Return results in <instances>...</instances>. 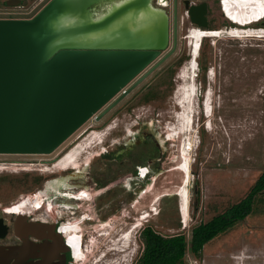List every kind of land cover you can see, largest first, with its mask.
<instances>
[{"label": "rangeland", "instance_id": "1", "mask_svg": "<svg viewBox=\"0 0 264 264\" xmlns=\"http://www.w3.org/2000/svg\"><path fill=\"white\" fill-rule=\"evenodd\" d=\"M35 2L30 0V6ZM33 12L32 8L23 6L3 8L0 3V18L30 17ZM185 26L179 32L178 49L167 60L183 61L178 65L176 79H172L175 84L172 91H167L166 95L137 111L141 116L158 111L154 108H159V112L167 117L164 127L166 132L163 134L169 156L166 168L156 177V183L142 193L141 202L135 205L133 199L130 205L111 206L108 208L109 213L104 214L105 210L97 212L96 207L86 203L83 210L92 213L95 220L80 224L82 231L78 233L82 235L84 244L80 252L85 253V258L84 261L75 260L71 264H136L144 249L140 234L146 227L165 236L183 233L190 241L195 226L241 201L264 172V39L245 37L241 29L231 32L203 29L200 32L203 43L198 60L195 61V70L198 73L197 82L203 86V92L210 86L211 115L207 120L202 108V112L196 114L194 119L195 147L191 154V179L188 185L189 220L184 222L180 196L176 194L177 189L183 190L185 186V181L182 184L183 173L179 168L181 139H178V133L172 137L173 132L168 127L175 126L179 121L176 117L180 113L176 104V90L183 82L179 73L194 61L191 58L192 47L187 38L190 34L188 32L202 28L191 26L187 32ZM190 60L192 61L189 63ZM161 71L155 70L137 88L146 87L155 77H159ZM209 71H212L211 75ZM155 74L157 75L153 77ZM133 93L126 96L116 108L120 105L127 108L138 102L140 105L147 104L139 101L137 94L130 98ZM126 110H113L111 113H115L114 122L103 130L96 129L95 126L99 124L95 118H90L51 153H0V164L7 168L0 172V207L26 202L34 206L35 218L51 219L53 216L47 205L50 194L48 185L51 178H56L59 174H51L57 168L53 165L54 158L72 150L92 133H95L92 136H96V133L104 134L102 139L107 140V132L117 122L121 129L123 126L131 128L133 122ZM91 124L94 127L82 134ZM119 133L121 132L115 131L113 135ZM81 134L83 138H80ZM95 149L92 147L90 153L81 156L80 160L89 161L95 155ZM103 162L95 160L94 167L97 171L103 170ZM41 167H50L51 170L44 172L39 169ZM157 196L161 197L158 201ZM35 199L42 202L35 205ZM144 201H150L152 210L148 206L143 208ZM144 210L150 216L142 221L140 216ZM133 215L137 218H133ZM134 224H139V227L133 231L131 245L129 243L127 248H119H124V251L119 250L118 242ZM122 244L121 242L119 246ZM184 264H264V192L257 196L250 215L210 240L200 256H195L188 250Z\"/></svg>", "mask_w": 264, "mask_h": 264}, {"label": "water", "instance_id": "2", "mask_svg": "<svg viewBox=\"0 0 264 264\" xmlns=\"http://www.w3.org/2000/svg\"><path fill=\"white\" fill-rule=\"evenodd\" d=\"M97 1L53 0L32 18H0V153L55 151L168 48V17L153 8L144 28L120 27L108 33L98 30L113 21L116 13L141 7L139 0L99 21L71 22ZM153 14H159L158 18ZM81 38L95 41L80 43ZM15 231L19 237L33 235L43 240L44 251L53 253L51 262L61 250L68 254L63 264L73 260L69 245L53 235L49 236L54 240L51 244L44 240V233H34L24 223H16ZM0 264L5 263L0 259Z\"/></svg>", "mask_w": 264, "mask_h": 264}, {"label": "flooded vegetation", "instance_id": "3", "mask_svg": "<svg viewBox=\"0 0 264 264\" xmlns=\"http://www.w3.org/2000/svg\"><path fill=\"white\" fill-rule=\"evenodd\" d=\"M52 1L31 0L32 3L35 2L31 6L30 0H0V3L3 8L13 6L32 8L34 12L30 17H3L28 19L34 17ZM132 1L99 0L95 4L87 6L82 16L80 14L73 16L71 22L99 21L109 15L111 11L116 13ZM138 2H140L141 7L148 6L157 12L164 13L168 17V50L163 51L155 62L148 66L135 80L92 117L99 124L95 128L103 130L114 122V112L124 108L129 111L130 121L133 122L131 128L123 126L121 129L120 123L117 122L107 132L109 134L108 139L103 140L97 147L95 146V155L92 159L89 161L82 160L78 167L73 166L67 169L51 171V174L59 173L57 174L58 177L51 178L48 185L50 194L47 205L48 211L53 216L51 219L46 217L43 219L35 218L34 206L26 202L0 207V219L3 220V223H0V246H3L1 250L3 254H1L0 259L5 264H63L68 256L66 252L61 250L58 254L55 253L56 258L51 262L50 255L53 253L47 252V254L41 246V243L45 242L33 235L28 238L25 236L19 237L15 231L16 223H24L34 233H44L48 237V239L45 237L44 240H48L51 244L54 240L49 236L53 235L60 243L69 245L72 253H75L74 259L68 263L71 264L77 259L82 246H84L82 235L78 233V231H82L80 224L95 220L92 213L83 210L86 203L96 207L97 212L105 210L104 214H108V208L111 206L130 205L133 199H135L133 205L141 202L142 193L148 190L150 185L153 186L156 183V177L163 173L169 159L166 141L163 139V134L166 132L164 127H166L168 119L159 112V108H154L158 111L141 116L137 111L142 107L145 108V105H150L151 102L162 97V95H166L167 91H172V87L175 85L172 83V79H176L178 65L183 61L181 59L177 62L167 61L171 55L164 57L174 46L176 47L175 50L178 49L180 45V30L184 29V25H186L185 31L187 32L191 26L209 30L217 29L223 32L247 29L244 23H235L234 20L231 21L226 17L222 9V0H139ZM121 14L116 13L115 20L119 19ZM158 15H154V18H158ZM149 16L151 17V15L142 16V20L140 19L142 22L139 24L140 28H144V22L149 19ZM65 23L69 24V22ZM135 27V24L127 26L129 30H133ZM261 27L264 28V19L248 25V28L253 30ZM86 41L94 42L95 39L86 40L81 38L79 42L85 43ZM212 41L214 42V39ZM159 61H161L160 64L151 72L154 73L157 69L162 70L159 77L151 79L152 81L146 87L137 88L139 83L146 79L150 73L135 87L131 88L140 77ZM156 75H153V77ZM128 89H130L129 92L104 113ZM131 93L133 94L130 98L137 94V99L147 104L140 105V102H138L137 104H131L127 108L124 105L116 108ZM113 110L115 111L111 113ZM91 127H94V125L91 124L87 127L82 134ZM115 131L121 133L113 135ZM54 160L53 165L58 160L60 161V157H55ZM95 160L104 161L105 167L102 171L95 169ZM2 166L4 165L0 164V167ZM40 202L42 201L34 200L35 205ZM145 206L151 208L150 201H144L143 208ZM133 218H137V216L133 215ZM97 219L99 220L100 218L97 217Z\"/></svg>", "mask_w": 264, "mask_h": 264}, {"label": "bare ground", "instance_id": "4", "mask_svg": "<svg viewBox=\"0 0 264 264\" xmlns=\"http://www.w3.org/2000/svg\"><path fill=\"white\" fill-rule=\"evenodd\" d=\"M223 5V12L226 15V17L231 20L235 21V23H244L245 31L243 30V36H247L248 38H261L264 39V28H259L258 30L249 29L248 25H251L255 22H259L260 20L264 19V1H250V0H232V1H226ZM84 11V10H83ZM151 11V8L147 7H136L135 9H132L131 11H125L123 14L119 15V19L110 21L107 25L102 26V29H98L101 31H104V33H108L110 31H115L119 29L122 26L127 27L129 24H135L136 27H139L140 19L144 15H148ZM144 13V15H143ZM142 14V15H141ZM79 15V14H78ZM82 16V15H81ZM142 20V19H141ZM85 21V20H84ZM250 27V26H249ZM206 30V29H205ZM201 31L203 29L197 28L195 30L189 31L187 35L188 41L191 44L192 50L191 55L194 62L198 60L199 52L201 48L199 47L201 41L203 40V35H201ZM216 31V30H215ZM70 33H68L69 36ZM102 34V32H101ZM86 43V42H85ZM200 48V49H199ZM199 50V52H198ZM193 51V52H192ZM197 67L195 64H192L188 68H184L179 73L180 80L182 79V83L179 85V87L176 90V104L180 108V113H177L178 116H176L179 121L178 124L172 127H168L171 132H173L172 137L176 136L177 133L179 134V138L181 139V148H180V171L183 173V179L182 184L184 183V188H182V195L180 194V190L177 189L176 194L180 196V209H182L183 214V220L184 222H188L189 220V190L188 185L191 179V154L194 150L195 143H194V137H195V129H194V119L196 114H200L198 112V106H197V98H198V88L196 87L197 77L198 73L197 70H195ZM210 75L212 74V71H209ZM212 78V76H210ZM211 97V90L208 92V100H210ZM211 109L210 101H209V107ZM208 112V111H207ZM206 122V121H205ZM112 127V126H111ZM87 134V133H86ZM95 133H92V135ZM86 136L84 137V140L76 145L72 150L68 151L64 155L60 157V161L58 160L54 165L57 167L56 169H67L69 167H78L81 163L80 157L87 156L90 153V149L92 147L98 146L102 143L103 139L102 136L104 134L96 133V136ZM92 137V138H91ZM80 138H83L82 136ZM170 139V138H169ZM175 140V139H174ZM82 159V158H81ZM92 159V158H91ZM84 160V159H83ZM190 160V162H189ZM6 167H0V172L3 171ZM82 168V167H81ZM7 169V168H6ZM19 169H22L19 167ZM40 170L44 172H48L51 170L50 167L45 168H39ZM53 169V170H56ZM13 170V169H11ZM15 170V169H14ZM24 170L27 171L25 168ZM38 170V169H37ZM52 170V171H53ZM188 179V182H187ZM161 196V195H158ZM157 196V197H158ZM183 198H182V197ZM161 198V197H160ZM160 198H157V201L160 200ZM156 202V201H155ZM155 206V205H152ZM152 210V207H151ZM150 210V211H151ZM154 212V211H153ZM155 214V213H154ZM150 216V213L147 211L143 212V215L140 216V220H147V218ZM139 220V221H140ZM139 225V224H138ZM135 226L130 229L129 232L125 235L123 238H119L120 242H118L117 248L120 247H126L130 243V238L132 237L133 231L139 227ZM128 231V230H127ZM105 233H103L104 235ZM120 236V235H119ZM119 241V240H118ZM123 243L122 246L119 244ZM133 242V241H132ZM131 245V243H130ZM101 249V248H100ZM112 249V248H111ZM115 249V247H114ZM121 251H124L125 249H119ZM75 253H73V259H74ZM107 256V255H106ZM128 257V256H127ZM85 253L80 252V254L77 256V261H84ZM105 258V257H104Z\"/></svg>", "mask_w": 264, "mask_h": 264}, {"label": "trees", "instance_id": "5", "mask_svg": "<svg viewBox=\"0 0 264 264\" xmlns=\"http://www.w3.org/2000/svg\"><path fill=\"white\" fill-rule=\"evenodd\" d=\"M264 192V172L249 193L226 211L192 229L190 241L183 233L165 236L146 227L140 236L144 249L136 264H184L188 250L200 256L204 246L217 235L226 232L250 215L256 198Z\"/></svg>", "mask_w": 264, "mask_h": 264}, {"label": "clouds", "instance_id": "6", "mask_svg": "<svg viewBox=\"0 0 264 264\" xmlns=\"http://www.w3.org/2000/svg\"><path fill=\"white\" fill-rule=\"evenodd\" d=\"M229 1H232V0H229ZM260 1H264V0H260ZM202 43H203V41L199 45L200 48L202 46ZM198 52H199V50H198ZM195 63L196 62L192 61V64H195ZM196 84H197L196 87L198 88V98H197L198 112L201 113L202 112V108H203L204 114L206 116V119L208 120L209 116L211 115V109L208 108L209 107V101H210V100H208V92L210 91V86H208V88L205 90V92H203V86L199 82L196 83ZM207 120H206V122L208 123Z\"/></svg>", "mask_w": 264, "mask_h": 264}, {"label": "built area", "instance_id": "7", "mask_svg": "<svg viewBox=\"0 0 264 264\" xmlns=\"http://www.w3.org/2000/svg\"><path fill=\"white\" fill-rule=\"evenodd\" d=\"M226 1H228V0H222V4L225 3ZM255 1H260V0H255ZM193 30H195V29H193Z\"/></svg>", "mask_w": 264, "mask_h": 264}]
</instances>
